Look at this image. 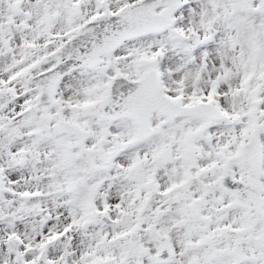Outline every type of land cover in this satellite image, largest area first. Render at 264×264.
I'll use <instances>...</instances> for the list:
<instances>
[{"label": "snow or ice", "instance_id": "obj_1", "mask_svg": "<svg viewBox=\"0 0 264 264\" xmlns=\"http://www.w3.org/2000/svg\"><path fill=\"white\" fill-rule=\"evenodd\" d=\"M0 264H264V0H0Z\"/></svg>", "mask_w": 264, "mask_h": 264}]
</instances>
